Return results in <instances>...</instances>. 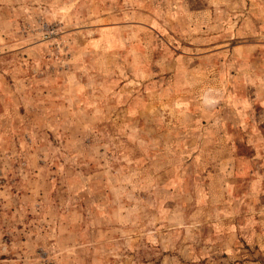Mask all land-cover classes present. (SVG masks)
<instances>
[{"label":"rangeland","instance_id":"rangeland-1","mask_svg":"<svg viewBox=\"0 0 264 264\" xmlns=\"http://www.w3.org/2000/svg\"><path fill=\"white\" fill-rule=\"evenodd\" d=\"M0 264H264V0H0Z\"/></svg>","mask_w":264,"mask_h":264}]
</instances>
